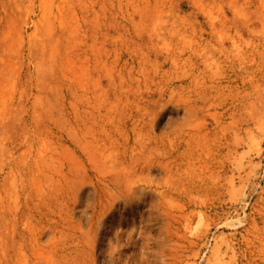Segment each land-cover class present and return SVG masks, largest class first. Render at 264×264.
Here are the masks:
<instances>
[{"label":"rangeland","instance_id":"1","mask_svg":"<svg viewBox=\"0 0 264 264\" xmlns=\"http://www.w3.org/2000/svg\"><path fill=\"white\" fill-rule=\"evenodd\" d=\"M0 264H264V0H0Z\"/></svg>","mask_w":264,"mask_h":264}]
</instances>
